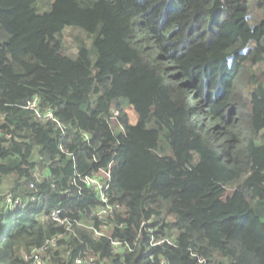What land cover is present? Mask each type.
I'll return each mask as SVG.
<instances>
[{"label":"trees","instance_id":"16d2710c","mask_svg":"<svg viewBox=\"0 0 264 264\" xmlns=\"http://www.w3.org/2000/svg\"><path fill=\"white\" fill-rule=\"evenodd\" d=\"M157 105L177 125L167 157ZM113 162L105 205L85 179ZM2 188L26 207L0 194V264L64 234L43 214L99 227L107 206L127 249L79 229L52 264H264V0H0Z\"/></svg>","mask_w":264,"mask_h":264},{"label":"built area","instance_id":"2783aa9c","mask_svg":"<svg viewBox=\"0 0 264 264\" xmlns=\"http://www.w3.org/2000/svg\"><path fill=\"white\" fill-rule=\"evenodd\" d=\"M25 109L35 112L41 121L58 122L57 117L54 113V109L52 107H41L40 97H35L33 100L29 101L25 106ZM60 127L63 130V127ZM9 138H12V136H9ZM115 166L116 163L113 162L108 170H102L97 176L87 177L85 179V183L99 195L101 202L105 205H108L109 203L105 192L110 189L112 170ZM33 201H36V199H33ZM5 203L8 206V209H10L11 211L15 209L23 210L26 207L25 203L17 199L15 200L11 194H8V196L5 198ZM116 209L118 210L119 207H116ZM64 212L65 211L63 209L59 208L54 210L50 214L42 215L43 222L50 220L56 223L59 227L64 229V234H60L59 236L47 242L45 245L35 248L30 254H27L26 260L30 264H52L54 254L59 251V241L63 240L64 236L66 235H68L69 237H76L79 229L91 231L94 234L96 240H100L102 238L110 239L112 241L113 253L115 254L121 253L123 250L127 249V246L123 242L112 239L113 228L111 227V225L106 223L105 219H107L114 212V209L112 207L107 206L105 209L94 211L92 213L91 217L96 218L95 220L100 223L99 227H95L93 224L84 225L79 223L77 225V229H75L71 224V221L63 217ZM145 228H147V232L151 233V229L149 228L148 224L144 225V229ZM165 242V240H161L156 244V242L153 241L152 246H161ZM69 255L70 254L68 253L67 256ZM98 260L99 257L96 254L86 253L82 256H79L75 260V264H94ZM102 264H106V262H103Z\"/></svg>","mask_w":264,"mask_h":264},{"label":"rangeland","instance_id":"374dc122","mask_svg":"<svg viewBox=\"0 0 264 264\" xmlns=\"http://www.w3.org/2000/svg\"><path fill=\"white\" fill-rule=\"evenodd\" d=\"M42 12H46L50 10V6H46L45 9H41ZM261 20V15L258 11L254 10V7L251 10L250 16H249V21L252 26L257 25ZM77 32L75 31H67L66 32V45L69 46V49H66L67 55L74 56L76 54V49L75 46H73L72 42V37L73 35H76ZM71 44V46H70ZM166 112V111H165ZM163 113V109L157 105V108L155 110V120H154V126L157 127L162 134H165V141L162 142L161 147H160V154L167 157L171 156V144L173 138L176 137L178 134L177 132V125L175 120L170 117L167 114H170V112ZM127 114L129 115V119L124 115V122L127 125H135L137 123V116L134 114L133 111L129 110L127 111ZM118 115L115 113V118H117ZM117 120L114 119L113 125H116ZM171 141V142H170ZM0 194L3 197H7L9 194V191L7 189H0ZM88 231V230H87ZM91 232V231H88Z\"/></svg>","mask_w":264,"mask_h":264}]
</instances>
